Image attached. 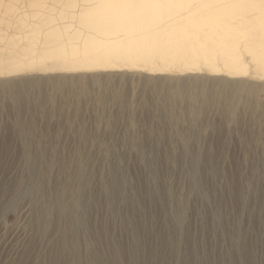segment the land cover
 Wrapping results in <instances>:
<instances>
[{"label":"rangeland","instance_id":"374dc122","mask_svg":"<svg viewBox=\"0 0 264 264\" xmlns=\"http://www.w3.org/2000/svg\"><path fill=\"white\" fill-rule=\"evenodd\" d=\"M67 2L0 8V264H264L261 74L42 64Z\"/></svg>","mask_w":264,"mask_h":264},{"label":"bare ground","instance_id":"6f19581e","mask_svg":"<svg viewBox=\"0 0 264 264\" xmlns=\"http://www.w3.org/2000/svg\"><path fill=\"white\" fill-rule=\"evenodd\" d=\"M15 1H1L0 8L11 11ZM84 1L88 4L76 24L61 11L62 25L50 16L51 29L45 33L40 26L34 29L36 44L42 45V64L71 60L91 70L142 66L150 73L207 68L229 78L246 76L253 64L254 73L264 78V0ZM30 6L47 8L45 0H30ZM66 6L77 8V3L68 0ZM66 46L70 57L64 56Z\"/></svg>","mask_w":264,"mask_h":264}]
</instances>
